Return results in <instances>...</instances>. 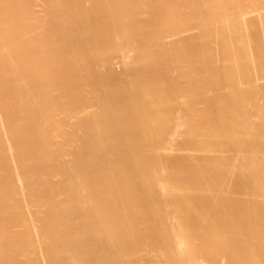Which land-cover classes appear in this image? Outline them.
<instances>
[{
	"label": "bare ground",
	"instance_id": "1",
	"mask_svg": "<svg viewBox=\"0 0 264 264\" xmlns=\"http://www.w3.org/2000/svg\"><path fill=\"white\" fill-rule=\"evenodd\" d=\"M0 264H264V0H0Z\"/></svg>",
	"mask_w": 264,
	"mask_h": 264
},
{
	"label": "rangeland",
	"instance_id": "2",
	"mask_svg": "<svg viewBox=\"0 0 264 264\" xmlns=\"http://www.w3.org/2000/svg\"><path fill=\"white\" fill-rule=\"evenodd\" d=\"M113 63H114L113 72L119 71L120 67H119V64H117V60L116 59H113ZM179 81H181V80H178L177 82H179ZM88 103H89V101H86L84 104H88ZM191 144H192V141L191 140H186V141H180L179 143H177L176 146L179 147L180 150L186 151ZM218 261H219V263L220 262H223V258L219 259Z\"/></svg>",
	"mask_w": 264,
	"mask_h": 264
}]
</instances>
